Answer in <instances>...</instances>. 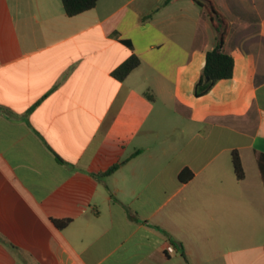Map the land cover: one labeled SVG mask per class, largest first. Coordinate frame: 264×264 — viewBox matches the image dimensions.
<instances>
[{"label":"crops","instance_id":"0c3cea01","mask_svg":"<svg viewBox=\"0 0 264 264\" xmlns=\"http://www.w3.org/2000/svg\"><path fill=\"white\" fill-rule=\"evenodd\" d=\"M213 2L233 75L195 96L196 0H0V264H264V0Z\"/></svg>","mask_w":264,"mask_h":264},{"label":"trees","instance_id":"16d2710c","mask_svg":"<svg viewBox=\"0 0 264 264\" xmlns=\"http://www.w3.org/2000/svg\"><path fill=\"white\" fill-rule=\"evenodd\" d=\"M63 8L67 15L72 16L84 12L94 7L98 0H61ZM198 4L203 6L216 29L217 37L214 47L207 51L205 55V63L200 78L194 86L193 93L195 96H201L207 93L213 84L222 79H229L233 75L234 61L231 55L223 50L224 41L228 32V23L215 6L213 0H196ZM139 64L136 56H130L119 67L113 71V76L118 80H123L134 68ZM232 164L235 176L241 179L244 176L243 167L237 152L232 154ZM119 164H114L108 170L101 173L100 176L112 173ZM192 173L183 169L179 173L180 180L190 178ZM54 224L63 227L67 224L68 219H54Z\"/></svg>","mask_w":264,"mask_h":264}]
</instances>
